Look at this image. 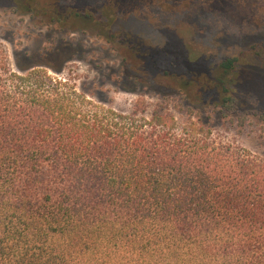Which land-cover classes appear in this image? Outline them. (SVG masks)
Listing matches in <instances>:
<instances>
[{
  "label": "trees",
  "instance_id": "1",
  "mask_svg": "<svg viewBox=\"0 0 264 264\" xmlns=\"http://www.w3.org/2000/svg\"><path fill=\"white\" fill-rule=\"evenodd\" d=\"M10 1L59 30L88 22L113 50L127 45L144 58L139 72L122 64L116 76L131 88L162 73L178 76L157 68L138 33L120 30L127 16L121 2L133 0ZM253 53L264 62L261 49ZM72 54L51 46L39 58L17 55L18 72L0 67V264H264V165L210 146L202 120L210 108L193 104L181 87L175 104L188 100L189 123L175 129L174 116L160 106L136 119L140 100L122 114L64 78L31 71L60 72ZM239 61L222 56L213 76L205 67L202 78L190 79L215 91L212 108L242 128L240 94L224 76ZM162 95L159 103L168 104L171 96ZM248 112L264 126V109Z\"/></svg>",
  "mask_w": 264,
  "mask_h": 264
},
{
  "label": "rangeland",
  "instance_id": "2",
  "mask_svg": "<svg viewBox=\"0 0 264 264\" xmlns=\"http://www.w3.org/2000/svg\"><path fill=\"white\" fill-rule=\"evenodd\" d=\"M111 1L115 0H105L109 4ZM163 1L121 2L127 16L121 19L119 27L125 34L138 33L146 46H152L150 53H155L157 68H167L178 76L162 73L153 77L151 85L131 88L129 79L116 76L123 70L122 64L127 72H139L144 58L130 52L127 45L115 44L119 51L113 50L111 43L92 32L93 24L88 22L59 30L56 22L34 20L22 9L13 10L10 0H0L1 72L4 68L18 72L15 58L21 52L39 58L47 48L59 46L73 53L60 72L47 66L31 71L41 70L47 76L64 78L69 87L92 102L122 114L128 115L140 100L136 119H148L160 106L174 116L175 129L189 123L184 111L188 100L180 106L175 104L182 100L176 91L181 87L193 104L210 108L202 112L204 138L210 146L264 165V126L256 114L248 112L264 109V62L253 53L261 49L264 54V0H180L185 2L183 9L175 5L166 7ZM143 47L142 51L147 48ZM125 55L126 60L121 59ZM232 55H238L240 63L224 76L240 94V109L246 112L242 128L212 108L215 91L204 82L190 79L202 78L205 67L213 76L218 71L216 62L222 56ZM149 67L145 62L144 68L153 74L155 67ZM39 75L32 73L34 77ZM164 93L173 97L168 104L159 103Z\"/></svg>",
  "mask_w": 264,
  "mask_h": 264
}]
</instances>
